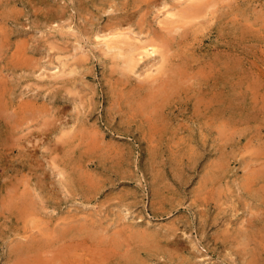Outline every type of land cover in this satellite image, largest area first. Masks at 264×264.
Returning <instances> with one entry per match:
<instances>
[{"label":"rangeland","instance_id":"obj_1","mask_svg":"<svg viewBox=\"0 0 264 264\" xmlns=\"http://www.w3.org/2000/svg\"><path fill=\"white\" fill-rule=\"evenodd\" d=\"M189 1L0 0V264H264V0L190 18L163 73L104 44Z\"/></svg>","mask_w":264,"mask_h":264},{"label":"bare ground","instance_id":"obj_2","mask_svg":"<svg viewBox=\"0 0 264 264\" xmlns=\"http://www.w3.org/2000/svg\"><path fill=\"white\" fill-rule=\"evenodd\" d=\"M128 1V0H127ZM149 1V0H148ZM176 1H178V0H176ZM185 1V0H184ZM189 1V0H188ZM225 1V0H224ZM228 1V0H227ZM236 1V0H235ZM104 2V1H103ZM144 2V1H143ZM175 2V1H174ZM190 2V1H189ZM222 2H223V0H222ZM232 2V1H231ZM138 3V2H137ZM137 3H136V5H137ZM155 3H158V2H155ZM154 3V4H155ZM218 3H219V0L217 1V0H191V3H189L187 6H185L184 8H181V9H179V11H177V9H175L176 11L173 13H169L170 15L167 17V18H169L167 21H166V24L168 25L167 27H166V30L168 31V33L167 34H164V33H154L153 34V32L150 34L151 35V37H153V39H149V40H143V39H138L137 37H133V35H130V33L128 34L127 32H125V31H122V30H120V29H117L116 28V31L115 32H113V33H107V35H105V39H104V44H105V46H106V48H107V52L108 53H112V54H114V56H116V57H120V58H122L123 59V61H124V64H125V67L129 70V71H134L135 70V68L137 69V67H138V65L140 64V62L142 61V60H146V58L147 59H151V58H155V57H157L156 55L157 54H160V62H161V66L159 67V68H157V71L159 70V73L161 72V73H163V71H164V69H166L165 68V66H166V63L169 61V59H170V57H171V55H170V46H171V44L173 43V42H171V37L173 36V37H175V33L176 34H178L177 32L178 31H181V29L183 28V27H185V25L187 26L188 25V23L190 22L189 20H190V18H193V19H196L197 18V20H198V18L201 16V19L202 18H204V16H207V15H209L211 12H210V8H211V10L212 9H215V7L218 5ZM224 3V2H223ZM142 4V3H141ZM187 4V3H186ZM228 4H229V2H228ZM233 4V3H232ZM167 5V4H166ZM224 6V5H223ZM93 8V7H92ZM171 8V7H170ZM230 8V7H229ZM111 9V8H110ZM65 10H67V9H65ZM146 10V9H145ZM219 10V9H218ZM64 11V10H63ZM144 11V10H143ZM167 11V10H166ZM62 12V11H61ZM106 12H108V11H106ZM136 12V11H135ZM135 12H133V13H135ZM146 13H149V11L147 12V11H145ZM214 12H215V14L217 13L216 11H214L213 10V15H214ZM145 13V14H146ZM224 13V12H223ZM101 14V13H100ZM144 14V13H143ZM220 14H222V11H221V13ZM102 15V14H101ZM141 15V14H140ZM147 15V14H146ZM203 15V16H202ZM217 15H219V14H217ZM126 16V15H125ZM131 16V15H130ZM134 16V15H133ZM167 16V15H166ZM165 16V17H166ZM128 17V16H127ZM176 17H179V18H176ZM220 17V16H219ZM95 18V17H94ZM116 18V17H115ZM91 19V18H90ZM117 19V18H116ZM138 19V21H140L141 19H139V18H137ZM197 20H195V22L197 21ZM205 20H207L208 21V16H207V19H205ZM117 21V20H116ZM132 22H133V20H131ZM138 21H137V23H138ZM144 21V20H143ZM211 21V20H210ZM118 22V21H117ZM128 22V21H127ZM131 22V23H132ZM141 22V21H140ZM140 22H139V25H141L140 24ZM161 22H163L162 21V19H161ZM211 22H213V21H211ZM93 23V22H92ZM115 23V22H114ZM126 23V22H125ZM164 24H165V22H163ZM200 23V22H199ZM208 23V22H207ZM123 24V23H122ZM152 24V23H151ZM201 24V23H200ZM199 24V25H200ZM85 25H87V24H85ZM143 25V24H142ZM202 25H203V23H202ZM201 25V26H202ZM212 25V24H211ZM94 26H96V25H94ZM114 26V25H113ZM119 26V25H118ZM150 26V25H149ZM209 26V25H208ZM86 27H88V26H86ZM117 27V26H116ZM142 27V26H141ZM158 27V26H157ZM197 28V27H196ZM208 28V27H207ZM100 29V28H99ZM125 29H127V28H125ZM153 29V28H152ZM163 29V28H162ZM158 30V29H157ZM194 30V29H193ZM100 31V30H99ZM131 31V30H130ZM129 31V32H130ZM151 31V30H150ZM154 31V30H153ZM101 32V31H100ZM132 32V31H131ZM147 32H148V30H147ZM199 32H200V29H199ZM78 33V32H77ZM150 33V32H149ZM238 33H240V32H238ZM97 34H99V33H97ZM141 34V33H140ZM195 34H197V30H196V33ZM138 35H139V33H138ZM144 35V34H143ZM152 35H154V36H152ZM186 35H188V32H187V34L185 33V36ZM140 36V35H139ZM101 37V36H100ZM141 37V36H140ZM146 37H147V35H146ZM182 37V36H181ZM187 37V36H186ZM189 37V36H188ZM96 38V37H95ZM101 38H103V37H101ZM184 38V37H183ZM174 44V43H173ZM105 48V49H106ZM173 48H175V47H173ZM104 49V50H105ZM176 49V48H175ZM174 49V50H175ZM224 50V49H223ZM102 51H103V48H102ZM176 51V50H175ZM173 52V51H172ZM177 52V51H176ZM103 53V52H102ZM106 52L104 51V54H105ZM69 54V53H68ZM174 56V55H173ZM67 58H68V56H66ZM115 57V58H116ZM179 57V56H178ZM158 58V57H157ZM180 58H182V57H180ZM156 59V58H155ZM173 59V58H172ZM183 59V58H182ZM188 59V58H187ZM225 60V59H224ZM20 61V60H19ZM23 61V60H22ZM122 61V62H123ZM171 61V60H170ZM181 61V60H180ZM185 61V60H184ZM63 62V61H62ZM77 62H79V59H78V61ZM144 62H146V61H144ZM156 62V61H155ZM158 62V61H157ZM175 62V61H174ZM184 63V62H183ZM228 63V62H227ZM67 64V63H66ZM78 65H77V67L81 64V62H80V64L79 63H77ZM146 64V63H145ZM149 64V63H148ZM180 64V63H179ZM185 64V63H184ZM155 65V64H154ZM182 65V64H181ZM239 64H237V66H238ZM175 66V65H174ZM188 66V65H187ZM186 66V67H187ZM80 67V66H79ZM121 67V66H120ZM143 67H145L144 65H143ZM152 67L153 66H149V68H148V70H150L151 71V69H152ZM75 68V67H74ZM119 68V67H118ZM123 68V67H122ZM147 68V67H146ZM146 68H144V69H146ZM180 68V67H179ZM231 69V68H230ZM77 70V69H76ZM138 70V69H137ZM74 71V70H73ZM143 71V70H142ZM175 71V70H174ZM190 71V70H189ZM69 72V71H68ZM86 72H88V71H86ZM147 73L148 72V74H149V71H144L143 73ZM156 72V71H155ZM183 72V71H182ZM219 72H221L220 70H219ZM132 73V72H131ZM158 73V72H157ZM167 73V72H166ZM174 73V72H173ZM64 74V73H63ZM69 74V73H68ZM67 74V75H68ZM122 74V73H121ZM124 74H125V72H124ZM154 74V73H153ZM153 74H151L150 73V78L151 79H153V77H154V80H155V76L153 75ZM165 74V73H164ZM168 74H170V73H168ZM190 74V73H189ZM189 74H187V75H189ZM71 75V74H70ZM123 75V74H122ZM136 75H138L139 76V74H136ZM174 75V74H173ZM180 75V74H179ZM210 75V74H209ZM84 76V75H83ZM145 76H146V74H145ZM153 76V77H152ZM191 76H193V75H191ZM211 76V75H210ZM66 77H68V76H66ZM109 77V76H108ZM141 77V76H140ZM110 78V77H109ZM141 78H143V77H141ZM145 78V77H144ZM150 78H148V76H147V78L146 79H150ZM161 78H162V76H161ZM121 79H122V77H121ZM135 79V78H134ZM159 79V78H158ZM176 79V78H175ZM181 79V78H180ZM110 80H111V78H110ZM119 80V79H118ZM137 80V79H136ZM154 80H151V81H154ZM157 80V79H156ZM155 80V81H156ZM165 80V79H164ZM192 80H194V79H192ZM141 80H139V82H140ZM166 81V80H165ZM179 81V80H178ZM186 81V80H185ZM107 82H108V80H107ZM120 82V81H119ZM129 82V81H128ZM128 82H126V83H128ZM147 82V80L145 81V83ZM168 82V81H167ZM181 82H182V80H181ZM188 83H189V81H187ZM191 82V81H190ZM109 83V82H108ZM125 83V84H126ZM172 83V82H171ZM111 84V83H110ZM118 84V83H117ZM142 84V83H141ZM183 84V83H182ZM191 84V83H190ZM119 85V84H118ZM135 85V84H134ZM154 85V84H153ZM160 85V84H159ZM162 85H163V83H162ZM186 85V84H185ZM121 86H123V85H121ZM150 86V85H149ZM158 86V85H157ZM166 86V85H165ZM198 86V85H197ZM159 87V86H158ZM164 87V86H163ZM187 87V86H186ZM186 87H184L183 86V88H186ZM136 88V87H135ZM148 88V87H147ZM153 88V87H152ZM169 88V87H168ZM175 88V87H174ZM199 88H200V86H199ZM109 89H111V88H109ZM130 89V88H129ZM128 89V90H129ZM164 89V88H163ZM177 89H178V87H177ZM70 90H71V88H70ZM112 90H113V88H112ZM142 90V89H141ZM147 90V89H146ZM153 90V89H152ZM174 90V89H173ZM201 90V89H200ZM160 91V90H159ZM165 91V90H164ZM174 91H176V90H174ZM187 91V90H186ZM69 92H71V91H69ZM114 92V91H113ZM129 92V91H128ZM147 92V91H146ZM155 93V95L157 94L156 93V91H154ZM163 92V91H162ZM167 92V91H166ZM189 92V91H188ZM201 92V91H200ZM76 93V92H75ZM124 93V92H123ZM150 93V92H149ZM168 93V92H167ZM187 93V92H186ZM115 94H118V92H116ZM129 94V93H128ZM135 94V93H134ZM153 94V93H152ZM154 94H153V97H154ZM111 95H113V94H111ZM136 95V94H135ZM163 95V94H162ZM173 95V94H172ZM177 95V94H176ZM191 95L193 96V94L191 93ZM195 95V94H194ZM147 96V95H146ZM159 96V95H158ZM167 96V95H166ZM165 96V97H166ZM184 96V95H183ZM188 96H189V94H188ZM119 97V96H118ZM117 97V98H118ZM200 97H201V95H200ZM227 97V96H226ZM135 98V97H134ZM145 98V97H144ZM198 98V97H197ZM217 99H218V97H216ZM93 99V98H92ZM171 99V98H170ZM181 99H182V97H181ZM210 99H211V97H210ZM216 99V100H217ZM220 99V98H219ZM128 100H130V99H128ZM156 100V99H155ZM155 100H154V102H155ZM177 100V99H176ZM195 100V99H194ZM202 100V99H201ZM222 100V99H221ZM226 100V99H225ZM232 100V99H231ZM72 101V100H71ZM140 101V100H139ZM153 101V100H152ZM162 101V100H161ZM213 101V100H212ZM211 101V102H212ZM223 101V100H222ZM221 101V102H222ZM113 102V101H112ZM117 102V101H116ZM128 102V101H127ZM141 102V101H140ZM175 102V101H174ZM173 102V103H174ZM196 102V101H195ZM199 102V101H198ZM209 102H210V100H209ZM220 102V101H219ZM220 102V103H221ZM142 103V102H141ZM150 103H151V101H150ZM164 103V102H163ZM199 103H201V102H199ZM198 103V104H199ZM215 103H216V101H215ZM222 103H224V102H222ZM230 103V102H229ZM144 104V103H143ZM152 104V103H151ZM187 104V103H186ZM147 105V104H146ZM145 105V106H146ZM230 105V104H229ZM228 105V106H229ZM126 106V105H125ZM128 106V105H127ZM148 106V105H147ZM197 106V105H196ZM91 107V106H90ZM117 107H118V105H117ZM136 107V106H135ZM142 107V106H141ZM153 107H155V104H154V106ZM142 108H144V107H142ZM141 108V109H142ZM147 108H151V107H147ZM196 108V107H195ZM204 108V107H203ZM91 109V108H90ZM111 109V108H110ZM119 109V108H118ZM131 109V108H130ZM140 109V108H139ZM138 108H137V110H139ZM158 109V108H157ZM156 109V110H157ZM183 109V108H182ZM216 109V108H215ZM232 109V108H231ZM239 109V108H238ZM112 110H114V108L112 109ZM146 110V109H145ZM151 110V109H150ZM153 110V109H152ZM151 110V111H152ZM159 110V109H158ZM220 110V109H219ZM222 110V109H221ZM234 110H235V108H234ZM135 111V110H134ZM161 111H163V109L161 110ZM160 110H159V112H161ZM184 111H185V109H184ZM187 111V110H186ZM236 111V110H235ZM241 111V110H240ZM89 111L87 110V113H88ZM124 112V111H123ZM136 112V111H135ZM153 112V111H152ZM157 112V111H156ZM199 112V111H198ZM90 113V112H89ZM158 113V112H157ZM196 113V112H195ZM146 114V113H145ZM152 114H154V112L152 113ZM156 114V113H155ZM159 114V113H158ZM158 114H157V116H158ZM191 114V113H190ZM193 114H194V112H193ZM143 115V114H142ZM160 115V114H159ZM234 115V114H233ZM90 116V115H89ZM157 116L155 117V119L157 118ZM162 116V115H161ZM163 116H165V115H163ZM221 116V115H220ZM222 116H224V115H222ZM152 117H154V115L152 116ZM160 116H158V118H159ZM166 117V116H165ZM168 117V116H167ZM213 117H214V115H213ZM233 118V117H232ZM240 119V118H239ZM136 120V119H135ZM159 120V119H158ZM167 120V119H166ZM220 120V119H219ZM224 120V119H223ZM223 120H221V121H223ZM236 120V119H235ZM241 120H243V119H241ZM124 121V120H123ZM221 121H219V123L218 124H222L221 123ZM226 121V120H225ZM237 122V121H236ZM142 123V122H141ZM154 123V122H153ZM223 123H225V122H223ZM123 124V123H122ZM148 124V123H147ZM158 124V123H157ZM162 124V123H161ZM228 124V123H227ZM227 124L225 125V126H227ZM130 125V124H129ZM230 125V124H229ZM228 125V126H229ZM95 127H96V125H94ZM150 126V125H149ZM162 126V125H161ZM223 126V125H222ZM125 127H127V126H125ZM152 127V126H151ZM218 127V126H217ZM216 127V128H217ZM221 127V126H220ZM139 128V127H138ZM157 128V127H156ZM225 128V127H224ZM223 128V129H224ZM227 128V127H226ZM140 129V128H139ZM150 129H152V128H150ZM222 129V128H221ZM221 129H220V131H221ZM129 133V132H128ZM162 133V132H161ZM160 133V134H161ZM151 135V134H150ZM72 136V135H71ZM96 137V136H95ZM92 138H94V137H92ZM87 139V138H86ZM90 139V138H89ZM149 140H150V138H149ZM152 140V139H151ZM82 141H83V139H82ZM92 141H94V139L92 140ZM97 141V140H96ZM95 141V142H96ZM155 143V142H154ZM79 145V144H78ZM150 145V144H149ZM153 146V145H152ZM90 147V146H89ZM58 148V147H57ZM56 148V149H57ZM54 149V148H53ZM73 149H71V151H72ZM186 151V150H185ZM92 152H93V150H92ZM154 152V151H153ZM58 153V152H57ZM181 154V153H180ZM57 155V154H56ZM185 155V154H184ZM55 156V155H54ZM54 156H51V157H53V158H55ZM96 156V155H95ZM156 156V155H155ZM157 157V156H156ZM185 157H186V155H185ZM80 159V158H79ZM156 159V158H155ZM179 159V158H178ZM190 158H188V160H189ZM257 159H258V157H257ZM263 159V158H262ZM183 160H184V158H183ZM53 161V160H52ZM90 161H92V159L90 160ZM89 161V162H90ZM55 162V161H54ZM58 162V161H57ZM60 162V161H59ZM79 162H80V160H79ZM151 162V161H150ZM157 162V161H156ZM81 163V162H80ZM258 163V162H257ZM257 163H255V164H257ZM54 164H57V163H54ZM179 164H181V163H179ZM261 164V163H260ZM53 165V164H52ZM73 166V165H72ZM217 166V165H216ZM226 166V165H225ZM260 166V165H259ZM56 168H58L57 166H55ZM180 167V166H179ZM213 167H215V166H213ZM250 167V166H249ZM248 167V168H249ZM252 167V166H251ZM261 167V166H260ZM257 168V167H256ZM158 169V168H157ZM254 169H255V167H254ZM212 170V169H211ZM261 170V169H260ZM176 171V170H175ZM180 171H181V169H180ZM77 172V171H76ZM177 172H178V170H177ZM255 172V171H254ZM66 174V173H65ZM259 174V173H258ZM205 175V174H204ZM248 175V174H247ZM246 175V176H247ZM68 176V175H67ZM156 176V175H155ZM254 176H256V175H254ZM158 177V176H157ZM249 177V176H248ZM247 177V178H248ZM253 177V176H252ZM208 178V177H207ZM246 178V177H245ZM207 180H209V179H207ZM211 180V179H210ZM249 180V179H248ZM252 180V179H251ZM260 180H262V179H260ZM259 181V180H258ZM92 182H93V180H92ZM92 182L90 183V184H92ZM207 182V181H206ZM86 183V182H85ZM153 183H154V181H153ZM261 183V182H260ZM218 184V183H217ZM94 185H95V183H94ZM252 185V184H251ZM257 185V184H256ZM255 185V186H256ZM98 186V185H97ZM250 186V185H249ZM254 186V187H255ZM71 187V186H70ZM164 187V186H163ZM212 187V186H211ZM262 187V186H261ZM74 188V187H73ZM99 188V187H98ZM165 188V187H164ZM263 189V188H262ZM101 190V189H100ZM202 190H204V189H202ZM249 190V189H248ZM253 190V189H252ZM258 190V189H257ZM74 191V190H73ZM211 191V190H210ZM218 191V190H217ZM251 192V191H250ZM254 192V191H253ZM262 193V192H261ZM195 194V193H194ZM219 194H220V192H219ZM93 195V194H92ZM198 195H200V194H198ZM221 195V194H220ZM88 197V196H87ZM87 197H85V198H87ZM90 197V196H89ZM196 197V196H195ZM208 197V196H207ZM260 197V196H259ZM94 198V197H93ZM201 198V197H200ZM213 198V197H212ZM89 199H91V198H89ZM194 199H196V198H194ZM217 199H219V198H217ZM55 200V199H54ZM200 200V199H199ZM216 200V199H215ZM264 200V199H263ZM209 201V200H208ZM213 201V200H212ZM260 201V200H259ZM258 201V202H259ZM215 202V201H214ZM204 203H206V202H204ZM218 203V202H217ZM203 204V203H202ZM247 204V203H246ZM254 204H255V202H254ZM159 206V205H158ZM218 206V205H217ZM207 207V206H206ZM250 207V206H249ZM156 208V207H155ZM261 208V207H260ZM264 208V207H263ZM221 209V208H220ZM250 209V208H249ZM257 210H259V209H257ZM256 211V210H255ZM76 212H78V211H76ZM90 213V212H89ZM258 214H260L259 213V211L257 212ZM264 213V212H263ZM81 214V213H80ZM83 214V213H82ZM91 214V213H90ZM96 214H98V213H96ZM100 214V213H99ZM99 214H98V216H99ZM75 215V214H74ZM77 216H79L78 214H76ZM87 216H88V214H86ZM85 215V216H86ZM93 215V214H92ZM92 215H90V217H92ZM249 215H251V214H249ZM262 215V214H261ZM72 216V215H71ZM70 216V218H72ZM230 216V215H229ZM264 216V215H263ZM257 217V216H256ZM76 218V217H75ZM75 218H74V221H76L77 219H80V218H82V217H78L76 220H75ZM87 219H88V217H86ZM85 218V219H86ZM93 218V217H92ZM100 218V217H99ZM231 218V217H230ZM250 218V217H249ZM264 218V217H263ZM73 219V218H72ZM232 219V218H231ZM253 219V218H252ZM251 219V220H252ZM71 220V219H70ZM69 220V218H68V221H70ZM81 221V220H80ZM84 221V220H83ZM97 221V220H96ZM248 221H250V220H247V222ZM86 222V221H85ZM88 222H89V220H88ZM88 222H86V223H88ZM98 222V221H97ZM101 222V221H100ZM251 222V221H250ZM75 223H77V222H75ZM79 223V222H78ZM233 223H235V222H233ZM244 223V222H243ZM243 223L241 224V225H243ZM253 223V222H252ZM71 224V223H70ZM99 224V223H98ZM240 224V223H239ZM248 224L250 225V223L248 222ZM248 224H246L247 226H248ZM255 224V223H254ZM261 224V223H260ZM68 225V224H67ZM66 225V226H67ZM72 225H73V223H72ZM84 224H82V226H83ZM97 225V224H96ZM95 223H94V228H95ZM264 225V224H263ZM69 226V225H68ZM85 226V225H84ZM89 226V225H88ZM98 226V225H97ZM103 226V224L101 225V227ZM80 227V226H79ZM93 227V226H92ZM100 227V226H99ZM263 227V226H262ZM67 228V227H66ZM88 228V227H87ZM93 228V229H94ZM98 228V227H97ZM238 228V227H237ZM240 228V227H239ZM85 229V228H84ZM83 229V230H84ZM89 229V228H88ZM100 229V228H99ZM252 229V228H251ZM79 230V229H78ZM78 230H76V231H78ZM95 230V229H94ZM100 230H102V229H100ZM103 230H104V228H103ZM103 230H102V232H103ZM144 230V229H143ZM152 230V229H151ZM256 230V229H255ZM66 231V230H65ZM99 231V230H98ZM97 231V229H96V232H98ZM106 231V230H105ZM104 231V232H105ZM108 231V230H107ZM133 232L132 233H134V230H132ZM145 231H147V230H145ZM153 231V230H152ZM157 231V230H156ZM155 231V232H156ZM234 231V230H233ZM238 231V230H237ZM242 231V230H241ZM263 231V230H262ZM71 232H73V231H71ZM92 232H94V233H92L91 235H93V234H95V231H92ZM117 232V231H116ZM136 233H138L137 232V229H136V231H135ZM141 231H139V233H140ZM148 232V231H147ZM150 232V231H149ZM229 232V231H228ZM243 232H246V231H243ZM68 233H70V232H68ZM73 233H75V232H73ZM81 233V232H80ZM109 233V232H108ZM114 233V232H113ZM122 235H123V233L122 232H120ZM119 233V234H120ZM138 233V234H139ZM257 233V232H256ZM264 233V232H263ZM89 234V233H88ZM102 234H107L106 232L105 233H102ZM141 234V233H140ZM146 234V233H145ZM151 234V233H150ZM231 234V233H230ZM238 234V233H237ZM254 234H255V232H254ZM60 235V234H59ZM58 235V236H59ZM73 235V234H72ZM84 235V234H83ZM99 235V234H98ZM109 235V234H108ZM120 236L121 238L123 237L124 238V236ZM130 235V234H129ZM134 235V234H133ZM257 235V234H256ZM263 235V234H262ZM65 236V235H64ZM76 236V235H75ZM80 236V235H79ZM85 236H87V234L85 235ZM84 236V237H85ZM90 236V235H89ZM105 236V235H104ZM103 236V237H104ZM110 236V235H109ZM112 236V235H111ZM116 236V234H114V236L113 237H115ZM237 236V235H236ZM258 236V235H257ZM81 237H82V235H81ZM94 237H96V236H94ZM99 237V236H98ZM113 237H110V238H112L113 239ZM247 237V236H246ZM249 237V236H248ZM76 238H77V236H76ZM83 238V237H82ZM93 238V237H92ZM92 238H91V240H90V242L91 241H93L92 240ZM106 238H109V237H106ZM118 238V237H117ZM120 238V239H121ZM131 238H132V236H131ZM134 238H137V236L135 237V236H133V238L132 239H134ZM143 238V237H142ZM146 238V237H145ZM144 238V239H145ZM214 238V237H213ZM218 237H216L215 239H217ZM237 238V237H236ZM239 238V237H238ZM253 238V237H252ZM255 238V237H254ZM85 239V238H84ZM83 239V240H84ZM90 239V238H89ZM96 239V238H95ZM103 240L102 241H105L104 240V238H102ZM119 239V241H121ZM139 239V238H138ZM234 239V238H233ZM251 239V238H250ZM256 239V238H255ZM66 240V239H65ZM72 240V239H71ZM86 240V239H85ZM97 240V239H96ZM100 240V239H99ZM98 240V241H99ZM249 240V239H248ZM258 240V239H257ZM123 241V240H122ZM125 241V240H124ZM137 241H139V240H137ZM142 241V240H141ZM245 241H246V238H245ZM249 241H251V240H249ZM255 241V240H254ZM82 241H79V243H81ZM96 242V241H95ZM108 242H110V241H108ZM127 242V241H126ZM144 242V241H143ZM146 242V241H145ZM145 242H144V244H145ZM148 242H150V241H148ZM153 242V241H152ZM182 242V241H181ZM216 242V241H215ZM69 243V242H68ZM84 243V242H83ZM97 243V242H96ZM99 243V242H98ZM103 243V242H102ZM101 243V244H102ZM112 243V242H111ZM111 243H109V244H111ZM119 243V242H118ZM131 243H132V241H131ZM243 243V242H242ZM85 244V243H84ZM93 244H95V243H93ZM105 245H106V243H104ZM117 244V243H116ZM116 244H114V245H116ZM123 244H125V242H123ZM134 244V243H133ZM255 244H257V243H255ZM120 245V244H119ZM128 245H129V243H128ZM186 245V244H185ZM243 245H247L246 243L245 244H243ZM84 246V245H83ZM94 246V245H93ZM129 246H131V245H129ZM145 246H147V242H146V245ZM167 246H169V245H167ZM248 246V245H247ZM255 246V245H254ZM262 246V245H261ZM30 247V246H29ZM95 247V246H94ZM107 247V246H106ZM123 247V246H122ZM132 247V246H131ZM134 247H135V245H134ZM237 247V246H236ZM242 247V246H241ZM262 247H264V245L262 246ZM18 248V247H17ZM26 248H28V247H26ZM25 248V249H26ZM101 248V247H100ZM103 248V247H102ZM114 248V247H113ZM118 248V247H117ZM119 248H120V246H119ZM124 248V247H123ZM126 248H128L127 246H126ZM233 248V247H232ZM238 248H239V246H238ZM19 249V248H18ZM104 249H105V247H104ZM132 249V248H131ZM134 249V248H133ZM139 249V248H138ZM137 249V250H138ZM247 249V248H246ZM251 249V248H250ZM254 250H256L255 248H253ZM37 250V249H36ZM123 250V249H122ZM233 250V249H232ZM262 250V249H261ZM263 250H264V248H263ZM18 251V250H17ZM38 251V250H37ZM105 251V250H104ZM112 251V250H111ZM115 251H118V250H114V252ZM128 251V250H127ZM127 251L126 252H124V253H126L127 254ZM252 251V250H251ZM28 252H30V251H28ZM119 252V251H118ZM122 252V251H121ZM141 252V251H140ZM241 252V251H240ZM243 252V251H242ZM256 252V251H255ZM263 252V251H262ZM40 253V252H39ZM38 253V254H39ZM115 253H117V252H115ZM123 253V255H124V258H126L125 256H127V255H125ZM129 253V252H128ZM252 253V252H251ZM259 253V252H258ZM22 254H23V252H22ZM37 254V253H36ZM117 254H119V253H117ZM132 254H135V253H132ZM20 255V254H19ZM24 255V254H23ZM28 255V254H27ZM254 255V254H253ZM259 255H260V253H259ZM22 256V255H21ZM118 256V255H117ZM136 256V255H135ZM139 256V255H138ZM246 256V255H245ZM257 256V255H256ZM30 257V256H29ZM92 257V256H91ZM128 257V256H127ZM254 257V256H253ZM20 258V257H19ZM122 258V257H121ZM130 259V258H129ZM134 259V258H133ZM91 260V259H90ZM89 260V261H90ZM136 260V259H135ZM249 260V259H248ZM247 260V261H248ZM256 260V259H255ZM131 261H132V259H131ZM243 261V260H242ZM250 261V260H249ZM126 262V261H125ZM130 262V261H129ZM22 263H24V262H22ZM245 263H246V260H245ZM248 263V262H247ZM250 263V262H249ZM264 263V262H263ZM90 264H91V261H90ZM252 264V263H251Z\"/></svg>","mask_w":264,"mask_h":264}]
</instances>
